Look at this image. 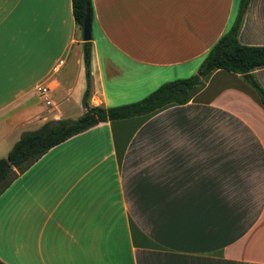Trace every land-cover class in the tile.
<instances>
[{
    "label": "crops",
    "instance_id": "1",
    "mask_svg": "<svg viewBox=\"0 0 264 264\" xmlns=\"http://www.w3.org/2000/svg\"><path fill=\"white\" fill-rule=\"evenodd\" d=\"M89 104L113 107L198 73L240 0H91ZM237 40L264 46V0ZM71 0H0V158L21 133L81 116ZM264 89V66L253 70ZM37 87L45 88L42 95ZM4 264H264V108L215 70L191 99L99 123L0 194Z\"/></svg>",
    "mask_w": 264,
    "mask_h": 264
},
{
    "label": "trees",
    "instance_id": "2",
    "mask_svg": "<svg viewBox=\"0 0 264 264\" xmlns=\"http://www.w3.org/2000/svg\"><path fill=\"white\" fill-rule=\"evenodd\" d=\"M249 0H240L236 17L229 29L208 50L198 68L199 75L162 83L139 101L129 104L103 107L89 104L91 79V40L82 42V59L86 88L82 97L84 113L76 118L45 122L34 131L21 133L7 155L0 158V194L33 163L51 148L78 135L99 123L115 122L136 117L152 116L174 105L186 104L203 87L206 78L215 70H225L244 77L254 90L264 108V89L253 77L256 67L264 66V46H245L237 40L244 12ZM73 20L82 32L88 11L92 21L91 0H71ZM0 264H4L0 261Z\"/></svg>",
    "mask_w": 264,
    "mask_h": 264
},
{
    "label": "water",
    "instance_id": "3",
    "mask_svg": "<svg viewBox=\"0 0 264 264\" xmlns=\"http://www.w3.org/2000/svg\"><path fill=\"white\" fill-rule=\"evenodd\" d=\"M81 38L83 42H87L91 40V24H90V16H89L88 11L86 12V15L83 21ZM198 74L200 75L201 72H199Z\"/></svg>",
    "mask_w": 264,
    "mask_h": 264
},
{
    "label": "built area",
    "instance_id": "4",
    "mask_svg": "<svg viewBox=\"0 0 264 264\" xmlns=\"http://www.w3.org/2000/svg\"><path fill=\"white\" fill-rule=\"evenodd\" d=\"M37 91L40 93V94H44L46 92V89L45 88H41V87H37Z\"/></svg>",
    "mask_w": 264,
    "mask_h": 264
},
{
    "label": "rangeland",
    "instance_id": "5",
    "mask_svg": "<svg viewBox=\"0 0 264 264\" xmlns=\"http://www.w3.org/2000/svg\"><path fill=\"white\" fill-rule=\"evenodd\" d=\"M85 88H86V83H85ZM84 91H85V89H84ZM84 93V92H83ZM82 97H83V95H82ZM144 98V97H143ZM141 100V99H140ZM137 101H139V100H137ZM136 102V101H135ZM132 103V102H131ZM128 104V103H127ZM121 105H124V104H121ZM119 106V105H118ZM76 118H78V117H75V118H70L71 120H75Z\"/></svg>",
    "mask_w": 264,
    "mask_h": 264
}]
</instances>
